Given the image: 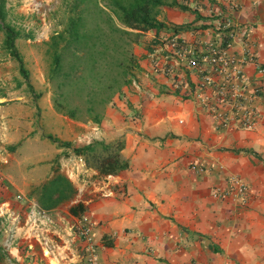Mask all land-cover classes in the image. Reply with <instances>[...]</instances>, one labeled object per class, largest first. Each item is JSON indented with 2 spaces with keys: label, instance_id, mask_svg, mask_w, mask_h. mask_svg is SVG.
I'll return each instance as SVG.
<instances>
[{
  "label": "crops",
  "instance_id": "obj_1",
  "mask_svg": "<svg viewBox=\"0 0 264 264\" xmlns=\"http://www.w3.org/2000/svg\"><path fill=\"white\" fill-rule=\"evenodd\" d=\"M167 1L161 28L143 31L131 79L98 122L73 123L21 87L0 93V221L13 243L1 258L9 264H85V218L100 264H264V103L255 129L218 126L196 98L175 93L150 50L172 29L191 42L185 27L210 31L221 11L246 27L264 66V0ZM241 42L233 40L238 53ZM92 140L125 165L104 173L92 150L80 159ZM194 159L206 169L192 168ZM59 174L75 190L61 184L46 207L43 186ZM218 186L228 195L213 197Z\"/></svg>",
  "mask_w": 264,
  "mask_h": 264
},
{
  "label": "rangeland",
  "instance_id": "obj_2",
  "mask_svg": "<svg viewBox=\"0 0 264 264\" xmlns=\"http://www.w3.org/2000/svg\"><path fill=\"white\" fill-rule=\"evenodd\" d=\"M134 1L0 0V93L21 87L73 123L98 122L128 83L141 45L144 30L124 20ZM165 1L146 4L157 20ZM7 27L19 32L15 52L5 44ZM5 233L0 221V264H9L1 257L13 244Z\"/></svg>",
  "mask_w": 264,
  "mask_h": 264
},
{
  "label": "built area",
  "instance_id": "obj_3",
  "mask_svg": "<svg viewBox=\"0 0 264 264\" xmlns=\"http://www.w3.org/2000/svg\"><path fill=\"white\" fill-rule=\"evenodd\" d=\"M214 15L210 31L186 27L195 33L191 42L178 36L173 29L153 42L150 50L155 60L154 68L169 79L175 93L196 98L218 126L255 129L262 113L264 87V66L255 49L256 42L246 27L236 23L229 14L220 11ZM204 35H211V38L204 39ZM238 38L242 41V53L232 48L233 40ZM248 64L253 65V74L248 73ZM191 74L195 76L193 82ZM190 166L200 171L206 169L198 159L192 160ZM230 179L237 187L235 197L238 195L244 201V185L234 175ZM227 195L228 190L219 186L212 192L213 197ZM80 231L85 240V264H100L97 243L87 218Z\"/></svg>",
  "mask_w": 264,
  "mask_h": 264
},
{
  "label": "trees",
  "instance_id": "obj_4",
  "mask_svg": "<svg viewBox=\"0 0 264 264\" xmlns=\"http://www.w3.org/2000/svg\"><path fill=\"white\" fill-rule=\"evenodd\" d=\"M159 0H136L133 3L130 4V8L128 12L124 14V20L126 23L129 24L130 27L134 28H140L141 30H146L150 28H155L158 32V30L161 28L162 22L160 20H157L156 17L151 14V8H149L146 4L147 2H156ZM165 2H168L167 0ZM2 12V9L0 7V13ZM213 26V24H212ZM168 28V27H166ZM186 28V27H185ZM164 29V28H163ZM19 34L17 30H15L13 27H7L6 28V38H5V44L6 46L12 51H16V47L14 44V39ZM152 42L157 41V38L154 37L151 39ZM20 62V70L24 72L23 62L21 57L18 54H15ZM131 75L129 76L128 82L131 79ZM95 141V140H94ZM91 142L85 145L84 148H81L77 151L80 155H85L86 159V152L88 150H96L95 142ZM97 152V150H96ZM94 153V152H93ZM95 154V153H94ZM96 155H99L97 160H100V169L104 173H111L115 170L116 166H123L125 163L120 164L118 160L117 153L114 154H108L105 156L100 155L99 153H96ZM63 184L62 188H66L69 191H74V186L62 175L59 174L56 176L54 180H49L46 182L43 186V191L41 193V201L42 204H44L46 207L50 206L53 202H48L47 200L51 199L53 196L54 189H58L59 186ZM68 193H65L62 191L59 195H57V199H60L61 197L67 196Z\"/></svg>",
  "mask_w": 264,
  "mask_h": 264
},
{
  "label": "clouds",
  "instance_id": "obj_5",
  "mask_svg": "<svg viewBox=\"0 0 264 264\" xmlns=\"http://www.w3.org/2000/svg\"><path fill=\"white\" fill-rule=\"evenodd\" d=\"M154 38V37H153ZM153 43V42H152Z\"/></svg>",
  "mask_w": 264,
  "mask_h": 264
}]
</instances>
